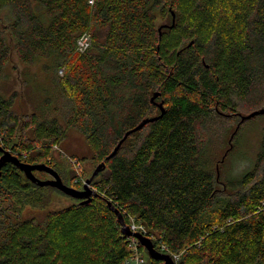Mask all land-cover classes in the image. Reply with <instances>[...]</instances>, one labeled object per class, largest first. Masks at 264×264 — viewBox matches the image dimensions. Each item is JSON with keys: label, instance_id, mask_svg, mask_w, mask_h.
Wrapping results in <instances>:
<instances>
[{"label": "trees", "instance_id": "16d2710c", "mask_svg": "<svg viewBox=\"0 0 264 264\" xmlns=\"http://www.w3.org/2000/svg\"><path fill=\"white\" fill-rule=\"evenodd\" d=\"M14 55L53 71L68 109L46 95L28 112L0 91V150L71 183L60 150L75 130L90 155L80 161L106 170L80 204L4 164L0 264H124L130 238L108 203L176 264H264V127L254 159L226 168L240 130L264 117L241 121L264 109V0H0V83ZM154 93L164 114L106 160L160 115ZM57 196L72 203L52 208Z\"/></svg>", "mask_w": 264, "mask_h": 264}, {"label": "rangeland", "instance_id": "374dc122", "mask_svg": "<svg viewBox=\"0 0 264 264\" xmlns=\"http://www.w3.org/2000/svg\"><path fill=\"white\" fill-rule=\"evenodd\" d=\"M13 64L18 65L19 71L21 73L20 76L17 73H15V69L12 70ZM3 72L4 73L2 77V82L0 83V91L6 97L12 96L15 92L20 93V95L22 96V103L25 105V109L28 112H31L33 109H35V106L41 101V99H43L46 95H48L50 96V99H52L54 105H56L59 108L60 113L63 115L66 114V111L68 109V107H66V103H65L66 101H64V99L61 97L58 88L55 87L53 82H51L52 77L55 75L53 71L46 74L43 71V67L41 64L24 66L22 63L19 62L17 57L14 55L11 65L5 67ZM61 74L62 71L58 72V75L61 76ZM242 116L243 115H241V117ZM221 126L222 127L220 128L222 130L224 126L223 125ZM263 127H264V117L262 116L261 118H256L252 120L249 124H246L242 130H240L238 136V142L236 144V147L234 148L235 151L231 155V160H229L228 167H226L229 173H231V175L240 173L248 165V163L254 159ZM223 144L226 147L228 146L226 142ZM57 150L59 149L57 148ZM223 150H225L224 147ZM60 153L63 154L64 157L66 158L69 157L70 163L72 164L74 169H75V165L78 166L77 167L78 170L77 171L75 170L77 175L76 173L74 174V176L73 173L69 175V177L73 176L71 177L73 178L72 182L70 183V181L68 180L67 183L64 184L76 191L77 190L83 191L82 188L83 185L85 184V181L88 178H90L92 174V165L86 160L83 162L80 161V158L82 157L88 158L90 156L88 153V149H86L84 146L83 138L81 137V135L75 130H69L67 134V139L63 144ZM73 155L76 157L72 159ZM244 156L246 157L245 158L246 160L242 158ZM228 158L225 160L226 163L228 161ZM34 173H35L34 174L35 178H37L40 181H46L52 179L50 175L47 174L44 175L42 173H36V172ZM78 183L81 184L80 188H78V186L75 185ZM42 187H47V186H42ZM88 188L89 190H92L95 193V189L92 185V182L88 185ZM49 193L50 192H47V194ZM70 203H72L71 199L64 198L61 196L51 198V207L55 209L62 208L64 206L69 205ZM28 212L29 214H33V211L28 210ZM129 238L130 241L135 239L138 245H140L138 239L134 237H129ZM149 239L152 242V239L151 238ZM143 258L146 262L147 256L145 255L143 256ZM173 259L175 260V264H176L177 258L173 256Z\"/></svg>", "mask_w": 264, "mask_h": 264}, {"label": "water", "instance_id": "95a60500", "mask_svg": "<svg viewBox=\"0 0 264 264\" xmlns=\"http://www.w3.org/2000/svg\"><path fill=\"white\" fill-rule=\"evenodd\" d=\"M173 16L174 15L172 14V17ZM173 22H174V19H173ZM158 96H159L158 93H154L152 95V97L150 98V101H151V103H155V105L158 107V109L160 110V115L156 116V117L145 118L137 126L126 131L124 133L122 139L118 142L116 147L113 149V151L106 157V160H109L110 158H112L116 155V153L118 152L122 143L127 139V137L130 134L140 130L147 123H150V122L157 120L158 118H160L164 114L165 110L163 108V103L162 102H159V103L155 102V99ZM260 114H264V109H262L260 111L253 112V113H251L245 117H242L241 121H243L244 119L253 118V117L260 115ZM0 152H2V155L0 157V170L4 164L11 163L15 167H17L19 170H21L24 173L25 178L28 181H30L31 183L36 184L39 187L47 186V187L54 188V189L60 191L61 193L65 194L66 196H69L72 199L78 200L80 204H86V203L90 202L92 196L93 197L96 196V193H94L92 190H89L88 185L92 182V180L99 173L106 170L105 163L104 162L99 163L95 167L90 178H88L85 181V184L83 185V188H82L83 191H78V190L76 191V190L71 189L70 187L66 186L65 184H63L62 180L59 178L57 173L54 170H52L50 167H48L44 164L34 165V164L23 163V162H20L18 157L12 155L9 151L0 150ZM34 171H40V172L43 171V172L49 174L52 179L46 180V181H40L37 178H35V176L33 174ZM108 207L112 211H114L115 214L117 215L118 221L122 227V233L126 237H134V238L138 239L140 245L145 249L146 255L148 257L152 258L155 261H160L161 264H175V260L173 259V256L170 254H166V253H162V252L157 251L154 248L153 243L151 242V240L148 237H146L140 233L131 232L129 227L125 226L124 221H123L119 211L115 210L111 203H108ZM143 256H145V254Z\"/></svg>", "mask_w": 264, "mask_h": 264}, {"label": "built area", "instance_id": "2783aa9c", "mask_svg": "<svg viewBox=\"0 0 264 264\" xmlns=\"http://www.w3.org/2000/svg\"><path fill=\"white\" fill-rule=\"evenodd\" d=\"M83 41H85V42H83ZM87 41H88L87 36H85L79 40V46L81 49H84L87 46ZM77 167L78 166L75 165L76 171L78 170ZM130 230L133 233H140L142 235H144V233H145L144 228L140 225H136L134 222L131 223ZM129 248L131 249L132 254L130 255V257L125 259L124 264H145V260L143 258V255L139 253L138 243L135 239L130 241Z\"/></svg>", "mask_w": 264, "mask_h": 264}, {"label": "flooded vegetation", "instance_id": "af4514ba", "mask_svg": "<svg viewBox=\"0 0 264 264\" xmlns=\"http://www.w3.org/2000/svg\"><path fill=\"white\" fill-rule=\"evenodd\" d=\"M71 166H72V164H71ZM48 167H49V166H48ZM72 169L75 171V169H74V167H73V166H72ZM73 170H72V172H71V173H73V176H74V174L76 173V171L74 172ZM20 171H21V170H20ZM54 171H55V170H54ZM34 172H36V173H42V174H44V175H46V174H47V173H43V172H40V171H34ZM34 172H33V174H35ZM55 172H56V171H55ZM56 173H57V172H56ZM71 173H70V174H71ZM47 175H49V174H47ZM57 175L59 176V174H58V173H57ZM76 175H77V173H76ZM73 176H70V177H73ZM59 178L61 179V177H60V176H59ZM61 180H62V179H61ZM66 181H67V180H66ZM62 182H63V181H62ZM66 183H67V182H66ZM63 184H64V182H63ZM53 189H54V188H53Z\"/></svg>", "mask_w": 264, "mask_h": 264}]
</instances>
